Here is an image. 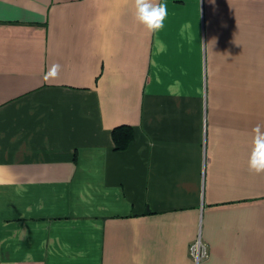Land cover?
<instances>
[{"label":"crops","instance_id":"0c3cea01","mask_svg":"<svg viewBox=\"0 0 264 264\" xmlns=\"http://www.w3.org/2000/svg\"><path fill=\"white\" fill-rule=\"evenodd\" d=\"M159 2L0 0V264H264V0Z\"/></svg>","mask_w":264,"mask_h":264},{"label":"clouds","instance_id":"9594fccd","mask_svg":"<svg viewBox=\"0 0 264 264\" xmlns=\"http://www.w3.org/2000/svg\"><path fill=\"white\" fill-rule=\"evenodd\" d=\"M134 18L137 23L143 25L149 33H158L165 28V21L168 16L167 4L159 0H133ZM191 24L185 23L181 26L180 34L190 32ZM157 53L167 51V46L163 41L157 40ZM61 65L53 63L45 76V79H55L58 77ZM180 88V81H175L169 91L175 93ZM252 149L248 159V171L252 174H264V127L257 124L252 129Z\"/></svg>","mask_w":264,"mask_h":264},{"label":"trees","instance_id":"16d2710c","mask_svg":"<svg viewBox=\"0 0 264 264\" xmlns=\"http://www.w3.org/2000/svg\"><path fill=\"white\" fill-rule=\"evenodd\" d=\"M133 137V129L130 126H120L113 130V139L117 149H125Z\"/></svg>","mask_w":264,"mask_h":264},{"label":"built area","instance_id":"2783aa9c","mask_svg":"<svg viewBox=\"0 0 264 264\" xmlns=\"http://www.w3.org/2000/svg\"><path fill=\"white\" fill-rule=\"evenodd\" d=\"M191 254L197 263L203 258L208 257L209 247L202 239L201 235H199L191 245Z\"/></svg>","mask_w":264,"mask_h":264}]
</instances>
